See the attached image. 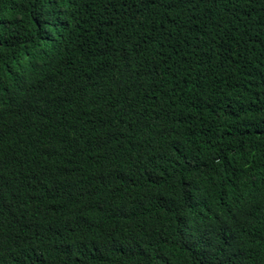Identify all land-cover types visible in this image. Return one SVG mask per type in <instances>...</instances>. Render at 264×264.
I'll return each mask as SVG.
<instances>
[{
  "label": "trees",
  "instance_id": "16d2710c",
  "mask_svg": "<svg viewBox=\"0 0 264 264\" xmlns=\"http://www.w3.org/2000/svg\"><path fill=\"white\" fill-rule=\"evenodd\" d=\"M0 264H264V0H0Z\"/></svg>",
  "mask_w": 264,
  "mask_h": 264
},
{
  "label": "clouds",
  "instance_id": "9594fccd",
  "mask_svg": "<svg viewBox=\"0 0 264 264\" xmlns=\"http://www.w3.org/2000/svg\"><path fill=\"white\" fill-rule=\"evenodd\" d=\"M50 91H51V90H48L47 92H49V93H50Z\"/></svg>",
  "mask_w": 264,
  "mask_h": 264
}]
</instances>
